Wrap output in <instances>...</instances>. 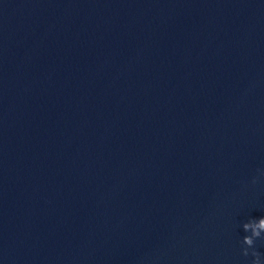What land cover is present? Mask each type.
Wrapping results in <instances>:
<instances>
[{
  "label": "clouds",
  "instance_id": "1",
  "mask_svg": "<svg viewBox=\"0 0 264 264\" xmlns=\"http://www.w3.org/2000/svg\"><path fill=\"white\" fill-rule=\"evenodd\" d=\"M264 176V170L260 173ZM252 183H256L253 178ZM243 231L248 233L241 241V254L244 257H251L250 264H264V257L256 250V241L264 238V217L251 219L242 225Z\"/></svg>",
  "mask_w": 264,
  "mask_h": 264
}]
</instances>
